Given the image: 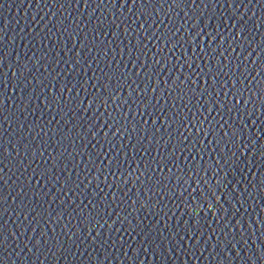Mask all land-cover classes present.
<instances>
[{"label":"water","instance_id":"water-1","mask_svg":"<svg viewBox=\"0 0 264 264\" xmlns=\"http://www.w3.org/2000/svg\"><path fill=\"white\" fill-rule=\"evenodd\" d=\"M0 264H264V0H0Z\"/></svg>","mask_w":264,"mask_h":264}]
</instances>
